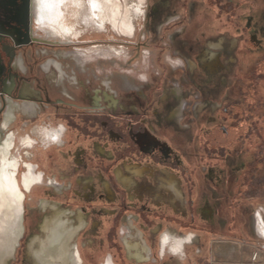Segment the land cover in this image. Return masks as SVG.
I'll use <instances>...</instances> for the list:
<instances>
[{"label":"rangeland","instance_id":"374dc122","mask_svg":"<svg viewBox=\"0 0 264 264\" xmlns=\"http://www.w3.org/2000/svg\"><path fill=\"white\" fill-rule=\"evenodd\" d=\"M137 3L138 0L129 1L132 14L130 13L125 30L119 28L112 18L97 14L100 18L95 16V20L90 23L85 20L81 22L79 37L66 36V41L78 39L87 31L83 36L86 41L102 44L99 48L106 53L102 54L103 57L110 58L106 60L97 56L96 52L91 54L96 66H92L91 69L84 68L95 78L97 77L96 88L105 91L99 85L100 82L112 80L114 92L117 91L120 95L121 105H125V101H131V97L135 96L131 104L135 108L138 106V110L143 109L147 112L145 120L147 127L137 133L134 132L133 136L144 152L158 156L159 161L164 162L162 164L152 157L144 159L137 156L134 157L135 160H128L120 166V170L126 171L125 168L134 167V161L139 159L146 168L142 179L135 178L137 175L134 170L126 171L134 182V189L129 190L127 201L133 206V210L145 209L151 213L150 215L157 208L167 216L176 215L185 224L167 221L164 226L171 229L166 231L179 237L185 235L188 240L197 238L198 242L184 243L178 251H174L169 244L162 243V256L168 249L175 255L166 254L162 257L157 254L158 236L152 230H147L144 234L151 245L153 257L151 252L148 262L139 263L131 259L134 256L127 248L131 257L127 264H264L262 257L264 251L255 249V237L249 226L252 213L264 219V0H258L256 7L251 10L248 6L238 10L240 15L251 12L255 17L252 20L254 31L251 32L255 34L253 40L255 44L242 42L235 50L233 48L237 46L240 38L238 40L232 38V26L227 20L225 25L218 22L219 19L212 8L208 18L204 13L206 9L204 0H189L188 8L185 7L186 0H168L166 4L171 5L168 11L160 9L157 0H146L140 14L136 13ZM88 4L89 0H85V5ZM186 9L188 21H184V27L179 28V31L184 28V32L176 34L174 45L168 47L166 43L174 35L175 30L173 26L168 28L169 30L166 29L168 31L162 30L165 16L185 14ZM88 14L89 10H84L82 17L86 18ZM191 21L193 22L190 23ZM108 27L125 37H131L135 30L136 33L131 38L117 37L110 32L100 34L107 32ZM38 31L35 30L37 36L44 39L45 34ZM207 41L226 42L224 49L220 51V60L224 63L225 69L220 71L219 75L210 77L202 70L194 74H183L184 71L176 73L171 70L168 63L174 52L180 51L188 58L196 60L201 54H209ZM112 42L115 46H120L115 47L118 50L112 48L111 52L105 45ZM255 46L259 49H254ZM66 55L67 57L73 55L80 65H85L89 60L88 57H80L74 53ZM55 64L57 67V63ZM51 75H49L50 81L54 80ZM161 79L162 88L159 91ZM179 83L188 103V111L182 125H171L165 121V115L175 103L172 100L167 104H158V99L162 93L171 90ZM133 88L139 90L138 96L133 92ZM150 94L151 100L148 98ZM201 102L208 105L202 112L197 108ZM222 105H226V110H223L224 108L221 110ZM151 106L153 108H150ZM53 109L49 118L52 126L61 121L54 113L62 110L70 111L61 106ZM29 127L22 130L21 125L18 124L13 130L17 135L29 134L34 137L33 130ZM15 133H13L14 142ZM38 133L40 134V131ZM32 137L23 136L20 140L22 145L23 141L29 140L32 148L35 143ZM110 139L112 142L106 153L108 157H112L111 147L115 150L122 147L117 133L111 132ZM23 152V147H20L14 154L21 155ZM30 152L34 155L33 162L35 159H41L43 155L40 146H34ZM91 156L90 152L84 156L82 174L86 177L97 174L99 180L92 183V186L85 184V190L74 185L77 189L76 197H71L70 194L67 197V191L63 195H53L46 187L37 188L29 195L26 192L28 195L27 200L25 198L26 235L28 236L19 244L21 246L17 248V255L15 253L14 259H16L9 261L10 264H35L27 252V240L29 236L39 233L38 224L46 215L38 207V200L43 196L61 202L62 206H66L63 202L67 199H71L75 204L85 205L81 209L86 214L88 227L77 238L78 251L79 249L82 251L85 259L84 262L79 251L77 255L80 264H115L111 254L115 255L117 244L109 242L108 236L115 225V207L122 201V194L112 193L108 197L111 201L103 199L98 184L106 178L104 171L110 162L101 158L93 159ZM17 157L23 162L20 156ZM127 164L129 165L126 166ZM163 166L166 167V172L176 175L177 182L183 189L184 198L179 203H173L172 194H167L161 190V187L158 189L156 187L157 175L160 174ZM54 167L50 166L47 174H52L55 171ZM73 171L72 169L70 173ZM26 173L28 174V171L24 170L22 181ZM49 175L46 179L56 178L66 187H69L70 181L74 179V175L69 179L64 176L49 177ZM94 177L96 178L95 175ZM49 180L44 179L47 183ZM81 197L86 202L94 203L93 208L87 207L88 203L83 202ZM112 201L114 202L111 203ZM169 201L173 207H170ZM73 206L69 208L75 211ZM130 216L126 218L129 224L125 221V217L122 218L114 236L115 242H119L124 250L126 240L133 245L138 242V232H142L138 228L143 227L138 218ZM149 217L154 219L152 216ZM187 232L192 233L187 234ZM106 258V262L103 263Z\"/></svg>","mask_w":264,"mask_h":264},{"label":"flooded vegetation","instance_id":"af4514ba","mask_svg":"<svg viewBox=\"0 0 264 264\" xmlns=\"http://www.w3.org/2000/svg\"><path fill=\"white\" fill-rule=\"evenodd\" d=\"M157 1L160 4V9L162 8L165 9V11H168V9L171 7V5L166 4L168 0ZM188 1L189 0H186L185 3L186 8H188ZM204 1L206 3V9H204V13H206L208 18L210 16V8H212L216 13L217 18L219 19L218 22L225 25V21L227 20V22L232 26V38L237 40L238 38H240L238 41L239 45L237 43V46H234L233 50L237 49L238 46L240 47V44H242V42H244L245 44L254 43L253 40L255 34L251 32L254 31L252 20H254L255 17L252 15L251 12L246 15H240V13H238V10L240 8H244V6L245 8L248 6V8H250L251 10L253 7H256L258 0ZM32 2V0H0V133L2 132V125L5 113L9 107V99L15 101L21 106L24 102L31 103L35 109V113H32L31 115H26L25 112L21 110V108L17 109V111L15 112L14 121L11 125V130L14 133L15 131L13 130V128L16 127L18 124L21 125L22 130L30 126L29 129L33 130L32 134L34 135V137H32L29 134L17 135L15 133L16 148L13 151V154L14 152L17 153L20 147H23L24 150L23 154L21 155L15 154L17 156H20L23 160V162H20L16 173L18 181L21 183L23 182L21 179L24 170H26L24 163L25 161H30L36 164L38 172H42L44 179L47 181L48 179H54L50 176H64L66 179H69L71 175H74V179L73 181H70L71 185L69 187H66V185H63L62 183L58 182L56 178L54 180L56 181L58 186L62 188L61 193L59 195H63L64 192L67 191V197H69V194L71 197H76V187L85 190V184H87L88 186H92V183H96L99 180L97 174H94L96 178L92 174L87 177L82 174V169L84 167V156L86 155V153L90 152L92 155L91 157H93V159L101 158L108 160V162H110L109 166L104 171L106 178H103V180L99 181L98 184L100 186L101 195L103 196V199L105 201H111L108 197L112 193L122 194V201L118 205L116 204L117 208L115 207V225L108 236L109 242L117 244L115 246L116 252L114 253L116 260L115 257L111 254L114 263L127 264L128 259L131 258L125 243L124 246L126 251L124 250L123 246L120 245L119 242H115L114 238L116 231L119 225L121 224L122 218L125 217V221L127 222L126 218L130 215H133L135 216V218H138L137 220L139 222L141 221L140 224L143 226L142 229L138 227L137 228L142 231L146 241L147 238L144 234V231L152 230L154 234L158 236L157 254L159 256H162V235L167 229H171L166 228L167 226H164V223L167 221L174 224L182 225L185 223L184 221H182V219L179 220L176 215H172L171 217L167 216L163 211L159 210L158 208L154 211L152 215H150L151 213L149 211H146L145 209L133 210V206H131L127 200L128 194L130 193L129 190L132 191L134 189V182L132 178L129 177L126 171H131L134 167H131L132 169L125 168L126 171L120 170V166L124 162L132 160L134 159V157L137 156H141V158L144 159L152 157L155 161L161 162L162 164L164 162L161 160L159 161L158 156L144 152L139 142L133 136L134 132L137 133L147 127V121H145L147 118V112L143 109L138 110V106H136L135 108L134 105L131 104V102L135 100V96L131 97V101H125V105H121L120 95L117 91L114 92L115 88L112 86V80L110 82H100L99 85L104 88L105 91L98 90L96 88V81L98 80L97 77L95 78L94 75L88 72L89 70L84 69L86 67H89V69H91L92 66H96V62L92 60L91 55L85 65H80L74 59L73 55H69L67 57L66 54L74 53L76 50L89 52L91 50L94 51L102 49L99 48L100 46H102V44H92L91 42L85 40L83 36L87 34V31L80 38L72 39L71 41H62L61 38L56 40L52 38L49 39L48 37H46V35H44V39L39 38L37 36V33L35 32V30H38L37 25L35 23ZM188 18L189 17L187 14V9L185 14H178L175 16H173V14H168L165 16V25H163L162 30H166L168 28L170 29L171 26H173V29L175 30L174 35H172V37L168 39L169 42L166 43L168 47L174 45L176 34H182L184 32V28L181 29V31H179V28L184 27L183 23L184 21H188ZM138 20L139 19H136V21ZM242 20L244 23L242 22ZM192 22L193 21H191L190 23ZM95 31L96 33H98L97 30ZM108 32H110V34H116L117 37L120 36L121 38H131L135 36L136 30L131 37L121 36L114 30H112L111 27L107 28V32L100 34H107ZM257 41L258 40L256 39V42ZM113 42L111 44L105 45L106 47H109V50L111 52L113 50L112 48L120 46H115ZM217 42L207 41L206 44L209 50V54H201V56L198 57L196 60L188 58L184 54L180 53V51L174 52V58L173 55H171L172 59L169 60V67L173 72L176 73H178L179 71H184L182 72L183 74H194L196 71L202 70L207 76L216 77L217 75H219L220 71L225 69L224 63L220 60V51L224 49V45L226 44V42ZM229 45H231V42L229 43ZM253 48L257 50L259 49L256 46ZM102 58L108 60L110 57ZM55 63H58L60 65L59 68L61 69L57 68ZM68 64H70V66H66ZM51 73L53 74L51 75ZM49 75H51L54 80L50 81ZM8 81L12 83V88L10 91H7L6 89V83ZM159 87V91H161L162 79L160 80ZM26 88H29L32 93L29 95H24L23 91ZM174 89H179L183 96L181 84L179 83L172 87L171 90L162 93L161 96H159L158 104H167L173 100L175 105H173L167 111L165 115V121L171 125H182L186 118V112L188 111V103L185 97L183 96L184 113L182 112L179 120L174 119L172 121L170 119V116H172L171 111L173 108L177 107L179 103L176 96L172 95ZM138 91L139 90L137 88H133V92L136 93L137 96L139 95ZM166 93L169 94V97L164 99ZM148 98L149 100L152 99L151 94L148 96ZM60 106L63 108L70 109V111L62 110V112L54 113L56 114L57 119H61V121L52 126L50 125L49 121L51 109H56ZM207 106L208 105H204V103L201 102V104L197 108H200L199 110L200 112H202L207 108ZM150 108L153 107L151 106ZM226 108V105H222L221 110H226ZM61 125H64V130L61 133L62 143L56 144L51 142L49 133H52L54 129H60ZM38 131H40V134L38 133ZM111 132L117 133L120 136L119 142L120 144H122V147L116 150L114 147H111L112 157H108L106 153L107 148L110 147V143L112 142L110 139ZM23 136H30L35 139V143L32 145V148H27L22 145V142L20 140ZM34 146H40L43 155L42 157H40L41 159H35V161L33 162L32 158L34 155L30 152V150L33 149ZM101 148L104 151H101ZM144 162L148 163L146 161ZM134 164L135 166H140L141 168L145 169L142 174H136L137 176L135 177L137 179H142L146 173V168L143 166V161L136 159V161H134ZM128 165L129 164H127L126 166ZM50 166H55V171L52 169L54 172L49 175L47 174V172L49 173ZM72 169L74 171L70 173ZM165 169L166 167L164 166L160 169V174L157 175L158 182L156 187L157 189L161 187V190L166 192L167 194L171 193L173 203H179L181 201L174 202V193L168 188V186L166 187V185H168L166 182L167 180H170L172 176H175L174 178L177 182V177L174 174L166 172ZM48 175L50 178L46 179V176ZM168 176H170V178ZM122 177L130 178L131 183L127 186L123 182ZM167 177L169 179H166ZM163 178H165V180H163L161 183V180ZM181 179H183L182 176ZM70 182L68 180V183ZM74 185H76V187H74ZM177 185L183 194V189L182 187H180L178 182ZM42 187L50 189L53 195H55L54 193L56 192V189L51 188L48 185H36L35 187H33L32 191L29 193L27 192V194L29 195L37 188ZM27 194L26 197L28 198ZM43 198L48 199L44 196L39 198V209L41 205V200ZM26 200L24 203L25 232L21 237L20 244L28 236L26 235ZM81 200H83V202L85 203H88L87 207L89 206V208H93L92 205L94 203L84 201L83 197H81ZM113 202L114 201H112L111 203ZM59 203L61 204V202ZM63 203L64 205H66L63 207L66 208L72 207L75 204L71 201V199H67ZM168 203L170 207H173L170 201ZM74 206L76 209L75 211H77L85 205L75 204ZM149 216H152L154 219H150ZM255 219L256 215L252 213L250 216L249 223L250 231L255 225ZM161 225L162 227H160ZM87 227L88 224L86 226V229ZM86 229H84L83 231H85ZM174 231L176 234H179L178 232H176V230ZM188 233L192 232H187V234ZM79 235L77 236V238L79 237ZM20 246L21 245H19V247ZM149 246L151 247L150 244ZM79 251L83 258V261L85 262L82 251L80 249ZM166 254L173 255L169 249L167 250L165 255ZM108 257L109 256H107V258ZM107 258L103 263L106 262ZM131 259L137 261L134 258Z\"/></svg>","mask_w":264,"mask_h":264},{"label":"bare ground","instance_id":"6f19581e","mask_svg":"<svg viewBox=\"0 0 264 264\" xmlns=\"http://www.w3.org/2000/svg\"><path fill=\"white\" fill-rule=\"evenodd\" d=\"M32 1L37 30L43 32L49 39L61 38L62 41H66V36L71 37L75 35V38L79 37L81 34L79 29L81 22L85 20L87 23H90L95 16L98 17L97 14L112 18L119 28L125 30L131 13L129 8L130 0H89L87 6L85 5V0ZM137 4L136 13L140 14L145 0H138ZM67 8L70 10L69 13ZM84 10H89L88 17L86 18L82 17V12ZM96 52L102 57V54H106L101 50H91L89 52L76 50L74 54L89 58L92 53L94 54ZM59 67L60 65L57 63V68ZM11 88L12 83L8 81L6 83L7 91H10ZM31 93L29 88L23 91L24 95H29ZM172 95H175L179 102V105L171 111L172 116H170V119L173 121L174 119L179 120L181 117L184 101L179 90L174 89ZM165 96L164 97L167 98L169 94L167 93ZM8 103L9 107L7 106L8 109L5 113L2 132L0 133V264H10L9 261L14 259L21 237L24 233L25 193L31 192L36 185H48L51 188H55V195H59L62 190L54 179H50L48 183L44 181L43 173L38 172L36 164L30 161H25L24 163L28 174L26 173L27 175L23 178L22 184L18 181L16 173L20 165V160L13 154L16 143L13 139L14 132L11 130V125L14 121L17 109L21 108L26 115L35 113V109L34 106L28 102H24L21 106L9 99ZM63 130L64 125H62L60 129H54L52 133L50 131V133L47 132L49 133L50 141L61 144V133ZM23 145L27 148H31V142L29 140L23 141ZM101 151L104 150L101 148ZM129 169L132 168L129 167ZM133 169L136 174H142L145 170L140 166H134ZM168 177L170 178V176ZM168 177L166 179H169ZM174 177L175 176H172L170 180L166 181L168 184L166 187L168 186L174 193V202H178L182 201L184 197ZM123 182L127 186L131 183L130 178L127 177L123 178ZM40 209L46 213V215L39 223V233L31 235L27 241V252L31 259L35 264H80V259L77 255L79 252L77 236L86 229L87 226V219L83 210L78 209L74 211L70 208L63 207L57 201L44 198L41 200ZM261 224L263 226V223ZM138 233V242L133 245L129 244L126 240V246L130 250V254L134 256L139 263H144L149 260L152 250L142 232L139 231ZM184 236L179 237L172 234L170 231H166L162 235V243H167L173 247L174 251H178L184 243L193 242L195 244L198 242L197 238L188 240Z\"/></svg>","mask_w":264,"mask_h":264},{"label":"crops","instance_id":"0c3cea01","mask_svg":"<svg viewBox=\"0 0 264 264\" xmlns=\"http://www.w3.org/2000/svg\"><path fill=\"white\" fill-rule=\"evenodd\" d=\"M255 220H256L255 221V225H254V227L251 230L253 236L255 237V242H256L255 243L256 244L255 245V249L260 250V251L263 252L264 251V221H263L264 219L263 220H259L256 217ZM261 223H263V226H262ZM262 257L264 259L263 253H262Z\"/></svg>","mask_w":264,"mask_h":264},{"label":"built area","instance_id":"2783aa9c","mask_svg":"<svg viewBox=\"0 0 264 264\" xmlns=\"http://www.w3.org/2000/svg\"><path fill=\"white\" fill-rule=\"evenodd\" d=\"M257 219L263 220L260 216L256 215ZM257 257V255H255Z\"/></svg>","mask_w":264,"mask_h":264},{"label":"trees","instance_id":"16d2710c","mask_svg":"<svg viewBox=\"0 0 264 264\" xmlns=\"http://www.w3.org/2000/svg\"><path fill=\"white\" fill-rule=\"evenodd\" d=\"M113 243V242H112Z\"/></svg>","mask_w":264,"mask_h":264}]
</instances>
